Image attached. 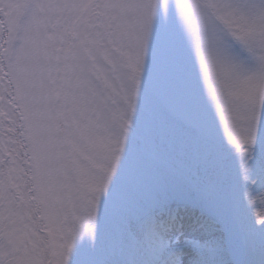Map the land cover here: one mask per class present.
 I'll return each instance as SVG.
<instances>
[{
    "label": "snow or ice",
    "instance_id": "1",
    "mask_svg": "<svg viewBox=\"0 0 264 264\" xmlns=\"http://www.w3.org/2000/svg\"><path fill=\"white\" fill-rule=\"evenodd\" d=\"M264 0H0V264H264Z\"/></svg>",
    "mask_w": 264,
    "mask_h": 264
},
{
    "label": "bare ground",
    "instance_id": "2",
    "mask_svg": "<svg viewBox=\"0 0 264 264\" xmlns=\"http://www.w3.org/2000/svg\"><path fill=\"white\" fill-rule=\"evenodd\" d=\"M250 192L256 198H259V196H262L264 194V190H259V189H255V190L250 189Z\"/></svg>",
    "mask_w": 264,
    "mask_h": 264
},
{
    "label": "rangeland",
    "instance_id": "3",
    "mask_svg": "<svg viewBox=\"0 0 264 264\" xmlns=\"http://www.w3.org/2000/svg\"><path fill=\"white\" fill-rule=\"evenodd\" d=\"M264 195V194H263ZM255 197V196H254ZM260 197L261 196H259V198H256L257 199V204H259L260 203Z\"/></svg>",
    "mask_w": 264,
    "mask_h": 264
}]
</instances>
